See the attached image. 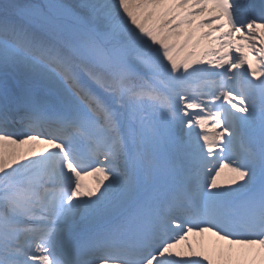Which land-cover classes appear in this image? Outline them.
Returning <instances> with one entry per match:
<instances>
[{
  "label": "snow or ice",
  "instance_id": "1",
  "mask_svg": "<svg viewBox=\"0 0 264 264\" xmlns=\"http://www.w3.org/2000/svg\"><path fill=\"white\" fill-rule=\"evenodd\" d=\"M0 264H264V0H0Z\"/></svg>",
  "mask_w": 264,
  "mask_h": 264
},
{
  "label": "bare ground",
  "instance_id": "2",
  "mask_svg": "<svg viewBox=\"0 0 264 264\" xmlns=\"http://www.w3.org/2000/svg\"><path fill=\"white\" fill-rule=\"evenodd\" d=\"M91 178H85V182H89Z\"/></svg>",
  "mask_w": 264,
  "mask_h": 264
}]
</instances>
